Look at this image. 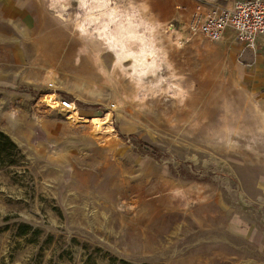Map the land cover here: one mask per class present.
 <instances>
[{
  "label": "rangeland",
  "instance_id": "obj_1",
  "mask_svg": "<svg viewBox=\"0 0 264 264\" xmlns=\"http://www.w3.org/2000/svg\"><path fill=\"white\" fill-rule=\"evenodd\" d=\"M55 1L37 0L63 29L48 62L0 83L16 145L0 157V264H264V57L231 30L187 29L209 0H110L152 27L163 60L159 83H136L75 29L78 2Z\"/></svg>",
  "mask_w": 264,
  "mask_h": 264
},
{
  "label": "bare ground",
  "instance_id": "obj_2",
  "mask_svg": "<svg viewBox=\"0 0 264 264\" xmlns=\"http://www.w3.org/2000/svg\"><path fill=\"white\" fill-rule=\"evenodd\" d=\"M76 1L83 13L80 14L81 18L78 15L79 19L74 21L75 29L82 34L90 33L95 41H100L103 47L113 54V60L120 69L130 75L136 83H143L148 79V82L154 85L161 81L163 60L152 35L151 26L144 24V21L134 12L122 10L118 2L111 3L110 0ZM126 62L129 63L128 68L125 67ZM45 97H47L44 100L46 105L54 107L57 104L55 94ZM63 109L68 119L81 120V117L77 115L76 106L72 103L68 108ZM110 118V110L102 116L94 117V131L99 132L107 126L110 127Z\"/></svg>",
  "mask_w": 264,
  "mask_h": 264
},
{
  "label": "crops",
  "instance_id": "obj_3",
  "mask_svg": "<svg viewBox=\"0 0 264 264\" xmlns=\"http://www.w3.org/2000/svg\"><path fill=\"white\" fill-rule=\"evenodd\" d=\"M233 0L225 3L231 4ZM207 5V4H206ZM230 30H227L228 34ZM47 34H63L61 26L44 12L37 0H0V83L25 78L31 62L47 63ZM61 40V39H60ZM62 43V41H57ZM264 57V42L253 51ZM42 63V64H43Z\"/></svg>",
  "mask_w": 264,
  "mask_h": 264
},
{
  "label": "built area",
  "instance_id": "obj_4",
  "mask_svg": "<svg viewBox=\"0 0 264 264\" xmlns=\"http://www.w3.org/2000/svg\"><path fill=\"white\" fill-rule=\"evenodd\" d=\"M185 8L183 4L175 5L178 12ZM187 29L211 40H218L231 30L235 41L254 51L260 41L264 42V0H233L229 5L210 6L195 2L188 12ZM71 103L58 98L55 106L63 109Z\"/></svg>",
  "mask_w": 264,
  "mask_h": 264
},
{
  "label": "trees",
  "instance_id": "obj_5",
  "mask_svg": "<svg viewBox=\"0 0 264 264\" xmlns=\"http://www.w3.org/2000/svg\"><path fill=\"white\" fill-rule=\"evenodd\" d=\"M8 148L16 149L15 143L0 130V157L2 156L1 153ZM142 264H149V263H142Z\"/></svg>",
  "mask_w": 264,
  "mask_h": 264
}]
</instances>
